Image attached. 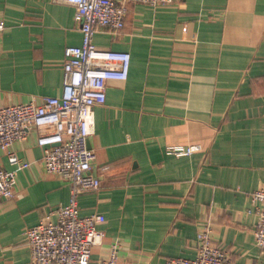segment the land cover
Masks as SVG:
<instances>
[{
    "label": "crops",
    "instance_id": "crops-1",
    "mask_svg": "<svg viewBox=\"0 0 264 264\" xmlns=\"http://www.w3.org/2000/svg\"><path fill=\"white\" fill-rule=\"evenodd\" d=\"M0 21V107L60 96L63 50L82 42L73 6L0 0ZM92 42L131 60L93 110L101 185L77 199L80 215L105 218L91 264L112 246L122 264L193 258L207 227L233 264H264L249 198L264 187V0L131 3L120 34L99 29ZM174 146L195 150L167 154ZM12 150L30 165L0 205V264H30L24 230L66 205L69 187L44 171L35 130ZM0 167L13 169L3 153Z\"/></svg>",
    "mask_w": 264,
    "mask_h": 264
},
{
    "label": "built area",
    "instance_id": "built-area-1",
    "mask_svg": "<svg viewBox=\"0 0 264 264\" xmlns=\"http://www.w3.org/2000/svg\"><path fill=\"white\" fill-rule=\"evenodd\" d=\"M73 6L74 21L80 25L82 42L63 50V80L60 96H46L40 103L30 101L0 107V154L7 156L12 170L0 167V205L15 196L16 174L30 163L19 159L12 150L15 142L24 141L32 130L36 143L43 149L40 163L68 185L69 201L50 209L32 227L24 230L30 264H91L94 247L105 234L100 226L102 214L80 215L78 196L99 189L100 179L93 174L96 154L88 148L94 131L93 110L104 104L108 81H125L131 56L126 51L97 48L93 36L99 29L114 35L125 25L128 5L151 7L167 5L175 0H54ZM0 21V31L4 29ZM195 148L174 146L167 154L185 156ZM254 225V241L264 254V187L250 196ZM100 264H122L112 246L108 258ZM165 264H233L230 252L211 242L207 227L197 233L193 258L174 257Z\"/></svg>",
    "mask_w": 264,
    "mask_h": 264
},
{
    "label": "water",
    "instance_id": "water-1",
    "mask_svg": "<svg viewBox=\"0 0 264 264\" xmlns=\"http://www.w3.org/2000/svg\"><path fill=\"white\" fill-rule=\"evenodd\" d=\"M88 148H89V145H88Z\"/></svg>",
    "mask_w": 264,
    "mask_h": 264
}]
</instances>
